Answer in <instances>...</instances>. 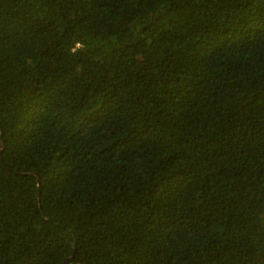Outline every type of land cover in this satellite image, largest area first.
<instances>
[{
	"label": "trees",
	"instance_id": "16d2710c",
	"mask_svg": "<svg viewBox=\"0 0 264 264\" xmlns=\"http://www.w3.org/2000/svg\"><path fill=\"white\" fill-rule=\"evenodd\" d=\"M0 264H264V0H0Z\"/></svg>",
	"mask_w": 264,
	"mask_h": 264
},
{
	"label": "water",
	"instance_id": "95a60500",
	"mask_svg": "<svg viewBox=\"0 0 264 264\" xmlns=\"http://www.w3.org/2000/svg\"><path fill=\"white\" fill-rule=\"evenodd\" d=\"M66 263H68V262L66 261Z\"/></svg>",
	"mask_w": 264,
	"mask_h": 264
}]
</instances>
